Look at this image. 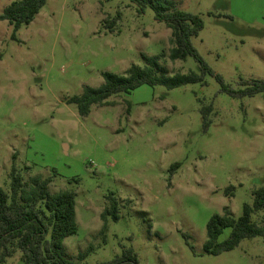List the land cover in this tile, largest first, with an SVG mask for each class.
Returning <instances> with one entry per match:
<instances>
[{
	"label": "rangeland",
	"instance_id": "obj_1",
	"mask_svg": "<svg viewBox=\"0 0 264 264\" xmlns=\"http://www.w3.org/2000/svg\"><path fill=\"white\" fill-rule=\"evenodd\" d=\"M14 1L0 0V14ZM169 1L201 18L192 44L213 74L233 88L264 80V0ZM170 33L151 8L139 13L129 0H47L16 32L0 20V187L9 192L14 164L26 184L40 176L51 179L50 193L76 194L78 230L63 242L74 262L91 247L85 264L126 249L137 264H264V238L217 256L203 250L210 218L224 207L239 218L264 185V94L231 98L205 75L203 84L112 96L86 117L67 103L99 87L102 73L122 75L161 54L170 75L200 73L191 57L170 61ZM203 107L211 108L207 126ZM110 193L119 219L108 217L101 232ZM20 256L4 264H21Z\"/></svg>",
	"mask_w": 264,
	"mask_h": 264
},
{
	"label": "trees",
	"instance_id": "obj_2",
	"mask_svg": "<svg viewBox=\"0 0 264 264\" xmlns=\"http://www.w3.org/2000/svg\"><path fill=\"white\" fill-rule=\"evenodd\" d=\"M108 1V0H104ZM139 13L149 7L154 12V18L162 22L171 31L168 58L170 61H185L193 58L200 67V73L189 71L176 72L172 75L160 64L162 56L146 59L143 66L131 65L122 75L104 72L103 83L96 88L85 86L80 95L67 100L77 108L78 115L86 117L93 106L112 105L108 101L112 96L130 94L141 86H162L167 90L189 84H203L205 75H212L219 82L222 92L231 98H251L264 94V80H241L239 88H233L223 79L213 74V71L203 61L195 50L192 39L203 29V22L197 15L175 8L169 0H129ZM47 0H17L6 6L0 14L1 21H7L14 32L29 25ZM115 20L107 19L105 28L113 31ZM14 37V35L12 36ZM210 107H203L201 115L204 125L209 124ZM176 163L170 167L172 173L179 167ZM9 192L0 187V264L21 254V264H85L86 254L78 255L77 262L65 257L63 242L67 237L77 233L75 205L76 194L71 190L50 193V178L34 176L30 183L24 182L22 174L12 164L10 171ZM108 206L100 215L103 221V232L107 218L113 221L119 219V203L113 194L107 196ZM262 214L261 223L253 220L256 214ZM225 229H230L228 236L219 241ZM264 238V185L252 192V202L245 203L239 218H233L228 207L222 214L213 215L206 226V241L203 250L206 254L217 256L235 249L245 239ZM101 264H137L136 254L132 249L123 250L109 262Z\"/></svg>",
	"mask_w": 264,
	"mask_h": 264
}]
</instances>
